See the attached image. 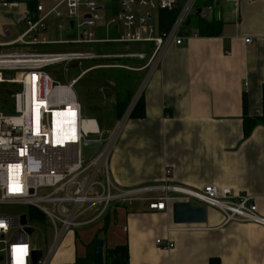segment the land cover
Masks as SVG:
<instances>
[{
  "label": "crops",
  "instance_id": "obj_1",
  "mask_svg": "<svg viewBox=\"0 0 264 264\" xmlns=\"http://www.w3.org/2000/svg\"><path fill=\"white\" fill-rule=\"evenodd\" d=\"M18 1L14 8L0 10V42L14 40L26 30L30 0ZM224 2L232 7L233 21H223L222 0L212 15L223 22L220 35L192 36L173 46L152 73L143 94L145 115L130 119L119 133L110 172L117 186L131 188L166 183L169 169L168 181L174 185L195 190L213 185L252 196L264 217V126L255 127L248 137L243 129L244 97L250 116L262 113L264 0H240L237 14L232 3ZM100 3L115 8L112 0ZM42 4L49 9L55 3ZM7 29L10 38L4 34ZM192 29L198 31L197 23ZM50 30L48 22L47 38ZM49 39L60 40L55 35ZM108 91L115 95L113 111L96 106L94 117L85 120L95 133L112 131L120 122L117 96L121 90L115 79L105 88ZM175 197L174 202L186 200ZM151 201L111 205L98 222L69 232L49 264H75L87 257L99 238L105 240V250L127 244L130 264H210L211 259H219L220 264H264V226L224 224L222 213L211 207L204 225H175L172 210H150ZM158 239L175 246L162 249Z\"/></svg>",
  "mask_w": 264,
  "mask_h": 264
},
{
  "label": "built area",
  "instance_id": "obj_2",
  "mask_svg": "<svg viewBox=\"0 0 264 264\" xmlns=\"http://www.w3.org/2000/svg\"><path fill=\"white\" fill-rule=\"evenodd\" d=\"M103 1L107 0H59L49 9L38 2L26 17V30L14 40L0 42V47L24 46L0 51V73L20 74L19 78L8 80L19 86L13 112L0 111V208L21 206L26 210L0 211V264H33V252L43 251L32 246L33 233L28 231H35L33 226L37 223L49 224L53 231L52 243L38 262L49 264L69 232L98 222L113 204H132L137 200H153L150 210L168 211L175 196L180 195L186 198L183 201L196 200L219 210L224 224L264 226V217L252 196L236 195L230 188L219 190L213 185L201 190L174 185L168 183L172 173L169 169L166 183L123 188L113 182L110 161L121 131L95 133L88 129L74 86L85 74L100 68L146 71L143 88L133 96L122 117V123L126 122L169 49L198 35L191 27L192 18L213 20L217 0H112L115 8H105L100 3ZM225 1L239 13L240 0ZM18 4V0H0V10H10ZM52 16L68 18L67 25L74 35L61 40L47 38L44 32ZM57 26L64 29L66 24L59 22ZM4 34L10 38L11 30ZM246 42H251V38H246ZM57 44L97 48L60 52L42 49ZM111 44L124 49L110 52L98 47ZM133 45L142 48L131 50ZM103 59L110 62H97L68 84L50 77L46 71L61 65L62 72H69L71 66L82 61ZM118 59H134L139 64L122 65ZM92 132L98 136L90 139L87 135ZM84 140L101 142L98 152L88 160L82 157ZM158 192L164 195L147 198ZM31 210L42 214L45 222L37 221ZM156 243L165 250L175 246L162 239Z\"/></svg>",
  "mask_w": 264,
  "mask_h": 264
},
{
  "label": "rangeland",
  "instance_id": "obj_3",
  "mask_svg": "<svg viewBox=\"0 0 264 264\" xmlns=\"http://www.w3.org/2000/svg\"><path fill=\"white\" fill-rule=\"evenodd\" d=\"M59 0H38V2L44 3V4H56ZM225 0H223L222 3V18L224 22H230L233 21V15H232V7L230 4L225 3ZM221 8V7H220ZM60 11L64 12V8L60 7ZM84 12V10H82ZM53 18H54V23H53ZM68 18L63 17V18H57V17H50L47 20V23L50 22V27L51 30L49 32V38H51V35H55L57 39H64V38H70L71 34L72 36L74 35V32L72 29L67 25ZM62 22L66 24V27L64 29H57L54 30L52 27L57 23ZM53 23V24H52ZM197 23V17L192 18V28H195ZM104 36V34L102 33ZM77 36V35H76ZM24 46H13V47H6L2 48L4 50H16V49H23ZM97 46L93 45H77L74 47L73 45H62V44H57V45H48L45 46L43 49L46 51H67V50H91V49H96ZM119 51L124 49V47L119 46ZM33 49V48H29ZM123 61L129 62L128 65L130 64H139L137 60L134 59H118L117 63H122ZM100 64H108L110 60L108 59H103L100 61H82L80 62L79 65H74L71 66L69 69V72H62V66H53L49 67L46 69L50 77L52 78H57L61 80L62 83L68 84L70 83L73 79L77 78L82 71L86 70L87 68L95 65L96 63ZM102 69H107L109 71V68H102ZM96 69L93 71L88 72L85 74L79 82L74 86L75 93L77 95V98L82 106V117L84 120H91L94 117V108L97 106H104L105 105V111L106 112H112L110 110L113 106V103L111 104V101L114 100V93L112 91L105 92V88L109 86V83L112 82V80H116L119 89L121 90V94H124L125 91H123V87L127 86L131 88L132 94L135 96L136 93L139 92L141 87L143 88V82L146 78L147 72L145 71L144 73L142 72H135V71H129L127 73L119 72V73H111L113 71H110V73L106 72L104 70ZM116 69H123V68H116ZM127 70V69H123ZM3 75V76H2ZM19 73L16 71H2V74L0 73V111H3L5 113H12L14 110L15 106V95L18 93L19 86L16 83H11L8 82V80H13L19 78ZM4 80V81H3ZM147 87H144L142 90V94H144L145 89ZM119 91V90H118ZM126 94V93H125ZM105 113V112H104ZM107 115V113H105ZM124 115V114H123ZM121 116V115H120ZM123 116L120 117V122L118 125H116L112 132L114 131H123L125 129L126 124L129 122L131 117L126 120V122L122 123V118ZM168 183H173L171 181H168ZM154 193L155 195L159 194ZM153 195V194H151ZM172 202L171 205V210H172ZM193 203L202 205L206 208H209L205 204L198 202L196 200H193ZM0 211L6 212V213H19V212H24L26 211L24 207H3L0 208ZM176 225V224H175ZM179 225V224H178ZM183 225H195V224H183ZM204 225V224H202ZM35 228V231L30 237L31 244L34 247L43 249L44 252H46L51 243H52V238H53V231L52 228L49 224H43V223H37L33 226Z\"/></svg>",
  "mask_w": 264,
  "mask_h": 264
},
{
  "label": "trees",
  "instance_id": "obj_4",
  "mask_svg": "<svg viewBox=\"0 0 264 264\" xmlns=\"http://www.w3.org/2000/svg\"><path fill=\"white\" fill-rule=\"evenodd\" d=\"M38 3V0H30L28 2L29 8L33 9L36 4ZM165 15V14H164ZM172 16V15H171ZM223 22L218 20H199L197 21V30L199 36H218L221 34L222 31ZM100 50H109V49H117L118 45H101L98 46ZM102 69V68H101ZM108 73L110 71H113L111 73H127L130 70H123V69H102ZM123 91H125L124 94L119 93L117 96V110L120 112V115L123 116L127 108L129 107L132 99L133 94L131 92L130 86L123 87ZM243 109H244V115H243V129H244V135L245 137H248L253 129L259 125L264 126V84L262 86V113L257 116H250L248 114V100L246 97H244L243 100ZM145 115V104H144V98L143 95L140 97L139 101L135 105L130 117L131 118H142ZM120 116V117H121ZM32 216L39 222H45V217L40 214L39 212L33 211ZM75 264H93V248L89 249V253L87 257L82 259H77ZM105 264H130L129 262V247L127 244L116 246L113 249H107L105 250ZM210 264H220L219 259H211Z\"/></svg>",
  "mask_w": 264,
  "mask_h": 264
},
{
  "label": "water",
  "instance_id": "obj_5",
  "mask_svg": "<svg viewBox=\"0 0 264 264\" xmlns=\"http://www.w3.org/2000/svg\"><path fill=\"white\" fill-rule=\"evenodd\" d=\"M220 1H216L219 5ZM73 25V22L71 23ZM189 24V21L187 22ZM90 139L97 137V134L90 133L87 135ZM101 142L94 140H84L81 144L82 157L84 160L92 158L100 149ZM172 216L175 224H195L202 225L208 220V209L202 205L194 204L190 201H175L172 204ZM22 222H27L26 215L22 216ZM29 233H33V228H28ZM43 255L42 250L33 252V264H38ZM1 259V258H0ZM93 264H105V240L99 238L93 246Z\"/></svg>",
  "mask_w": 264,
  "mask_h": 264
}]
</instances>
